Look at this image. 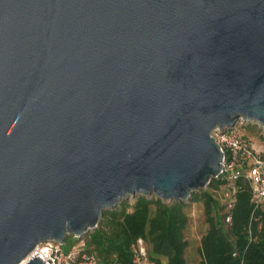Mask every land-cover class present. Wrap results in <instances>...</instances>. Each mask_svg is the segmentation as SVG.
<instances>
[{"label":"water","instance_id":"1","mask_svg":"<svg viewBox=\"0 0 264 264\" xmlns=\"http://www.w3.org/2000/svg\"><path fill=\"white\" fill-rule=\"evenodd\" d=\"M239 121L264 129V0H0V264L189 200Z\"/></svg>","mask_w":264,"mask_h":264},{"label":"trees","instance_id":"2","mask_svg":"<svg viewBox=\"0 0 264 264\" xmlns=\"http://www.w3.org/2000/svg\"><path fill=\"white\" fill-rule=\"evenodd\" d=\"M225 181L212 179L204 190L190 195L191 203L205 207L208 227L200 242L204 264H264V208H255L247 181L233 182L232 202H217L212 196L221 192ZM176 203L154 197L134 196L131 204L121 201L103 213L102 220L83 240L82 250L100 264H133L135 241L141 239L149 255V264H160L157 258L171 237L175 225ZM229 217L225 223L224 219ZM75 239L66 237L64 241ZM153 255V256H152Z\"/></svg>","mask_w":264,"mask_h":264},{"label":"built area","instance_id":"3","mask_svg":"<svg viewBox=\"0 0 264 264\" xmlns=\"http://www.w3.org/2000/svg\"><path fill=\"white\" fill-rule=\"evenodd\" d=\"M240 126L237 122L231 128L221 131L215 129L210 133L222 154L217 176L225 181L221 193L227 201L232 202L235 191L233 182L238 177H243L248 183L253 206L264 208V148L256 147L246 138ZM224 221L227 223L229 217ZM62 245L63 243L51 242L38 244L28 253L25 260L35 254L44 264H100L93 255L84 252L82 248L71 247L63 252ZM132 263L149 264L146 246L141 239L135 241Z\"/></svg>","mask_w":264,"mask_h":264},{"label":"rangeland","instance_id":"4","mask_svg":"<svg viewBox=\"0 0 264 264\" xmlns=\"http://www.w3.org/2000/svg\"><path fill=\"white\" fill-rule=\"evenodd\" d=\"M238 123L241 125L240 129L242 130L243 135L248 138L256 147L263 149L264 129L247 122L239 121ZM205 188L201 190H204ZM212 196L219 203L224 199V197L222 199L220 191L216 194L212 193ZM123 201L131 204L133 198H128ZM167 203L169 204L173 202ZM175 206L174 230L171 237L162 246V254L157 258L159 259L160 264H204L200 251V242L208 227L205 219V207L200 202L191 203L189 200L185 202H177ZM106 211L107 210H105L103 213ZM101 220L102 218L99 220V222ZM84 237L85 236L81 237L77 241L74 240L71 243L68 241H63V245L61 246L62 251L66 252L71 247L82 248L83 244L85 243L83 240ZM146 253L148 257V248H146Z\"/></svg>","mask_w":264,"mask_h":264}]
</instances>
